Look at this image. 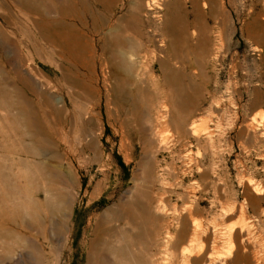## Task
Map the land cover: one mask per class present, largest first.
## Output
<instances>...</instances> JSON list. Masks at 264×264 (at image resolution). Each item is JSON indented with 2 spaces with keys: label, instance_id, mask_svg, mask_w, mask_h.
Returning a JSON list of instances; mask_svg holds the SVG:
<instances>
[{
  "label": "rangeland",
  "instance_id": "rangeland-1",
  "mask_svg": "<svg viewBox=\"0 0 264 264\" xmlns=\"http://www.w3.org/2000/svg\"><path fill=\"white\" fill-rule=\"evenodd\" d=\"M60 1L63 13L51 11L50 19L78 37L72 56L61 51L52 58L22 11L0 0V27L9 33L0 35V229L22 237L7 240V251L0 247V264H41L48 247L54 256L44 264H87L99 219L133 201L141 186L173 191L164 203L191 207L192 219L204 225L241 227L228 261L264 264V0ZM131 15L140 45L132 58L125 49L113 78L109 64L101 71L98 40ZM172 19L190 44L176 51L164 27ZM123 34L134 37L129 28ZM198 40L204 47L196 48ZM164 69L175 76L171 88ZM177 98L188 103L183 118L174 111ZM20 113L31 122L27 131ZM88 142L93 150L84 148ZM52 168L69 182H51L45 173H57ZM63 190L69 211L57 216L63 227L57 235L48 228L45 242L36 225L24 227L28 209L48 217L45 200ZM19 207L20 216L8 220ZM128 222L122 216L106 225L128 228ZM118 240L103 234L98 249L109 241L119 247ZM222 241L198 261L184 255L172 264L185 257L186 264H218ZM164 256L158 251L157 260Z\"/></svg>",
  "mask_w": 264,
  "mask_h": 264
},
{
  "label": "bare ground",
  "instance_id": "bare-ground-1",
  "mask_svg": "<svg viewBox=\"0 0 264 264\" xmlns=\"http://www.w3.org/2000/svg\"><path fill=\"white\" fill-rule=\"evenodd\" d=\"M11 1L18 7L20 11H22L25 17V21L27 22L28 25H30L31 29H33V33H35V36H37V38L39 39V43L42 46V49L46 51L50 57L54 58L55 56H60L61 51H64L68 55L72 56L74 49L76 48V40L78 36H76V33L74 34L73 31L68 28L65 29L64 27H62L65 30L61 29V27L57 24L59 22H57L56 20H51L49 16L51 11H55L59 14L63 13L64 8L61 7V2L63 1L60 0H11ZM106 2L108 3V0H105L104 4H106ZM111 2L112 1H110L109 3ZM101 3H103V1ZM146 8L151 9L149 4H146ZM30 15H35V16L37 15L39 18L38 20H30L29 18H27ZM91 21L93 20L91 19ZM90 24L93 23L90 22ZM176 25H177V20L172 19V22L170 24L168 23L167 27L164 26L166 28V32L169 33L170 49H173L175 51L181 48L184 43L185 45L188 46L190 45L189 43H187L188 37L186 36L187 35L186 30H182L181 28L180 29L176 28ZM128 28L134 32V37L129 38L125 34L122 35V32H124L125 29ZM109 29L106 32H104V34H101V36L103 35L102 38L98 37L99 40L97 39L98 43L101 41L98 44L97 50L101 52L102 55H104V58L102 60L103 62L102 64L100 63L99 65L100 67L104 65L103 67H101L102 68L101 71L105 72L104 70L106 68V64H109L111 76L113 78L116 77L118 78L119 71L121 68L118 62L119 60H122L124 58L123 52H125V49H127L130 52V58H132L135 55V51L137 47L140 45L138 39L137 38L135 39V36L137 35V31H138V25L136 24L135 17L131 15L130 17H128V19H124V20L120 19L116 21L115 24L111 26L109 25ZM7 34L9 33L0 27V35L2 37H6ZM255 36L256 38L262 37L259 31L256 33ZM198 42L199 44L197 43L195 45L196 48L204 47L202 43L200 44L199 40ZM91 49L92 51L90 52L92 53V57L98 59L100 55H95L94 53L95 50L93 49L92 45H91ZM163 65L164 64H162V67H165ZM164 72H165L164 84H166L167 87L170 88L173 87L175 76H173L171 72L165 71V69ZM102 75L103 78L105 79L103 73ZM177 99H178L177 100L178 103H180V106L177 109L175 108L174 111L177 112L178 117H180V115H182L188 103L187 101L184 102L179 98ZM25 117L26 116L25 115L23 116V114L21 113L18 115L21 124L23 125L24 123L25 129L26 128L29 129L30 128L29 123L31 122L27 121ZM26 131L24 133L25 135H26ZM94 146L95 145L93 144V142H88L84 145V148L88 150H93ZM55 168L52 169H54L55 172H57ZM49 171L52 170L49 169ZM60 171L54 174L46 172L45 176L51 182L55 180H65L69 182L68 178H66V176ZM247 187L249 186H246V188ZM140 188L136 192L134 191L136 194L133 201L127 204L119 203L120 204L119 210L114 209V207L108 208L105 216H102L101 219H99L93 232L94 234L93 238L90 241L89 250L87 251L86 254L87 264H172V262L177 261L179 257H182L183 259L184 255L187 256L192 255V257L194 256V258H191L192 260L191 259L190 260L195 262L198 261L197 257L203 254L202 252L206 251L209 247L215 249L217 246V245L215 246V242L219 238L221 240H224L222 242H224L226 246L225 245L222 246V248H225V251L222 252L223 254H220L222 256L220 255L217 256L216 262L218 264H233V261L232 262L228 261V257L231 255L232 251H234L233 248H235L233 243V241L235 240L232 241V238L233 237L235 238L241 234L242 232L241 227H238L240 229L237 230L238 228L236 226H235L236 228L233 227V225L230 226L229 228L225 226V228L227 229L224 228L222 229V231H220L217 229L215 224L204 225L201 222H197L192 219L193 217L191 213L193 210L191 209V207L184 206L182 208H179L176 204L170 205L168 203L167 204L164 203L165 195L167 194L168 196H170V194L173 193V191H162V192L154 193V192H149L143 188L142 189ZM254 191L253 193H255ZM50 195L52 197L47 198L44 202V209L47 212L48 217L41 218L36 209H28L27 215L29 216V221H28L29 223L24 224L25 228H30L33 224L36 225L39 229L38 236L40 237L41 240H44L45 242H49L47 238L48 228L50 229L53 228L55 230V234L60 232V230L63 227L64 220L59 217L60 215L67 213L70 207V196L66 194L65 191L52 192V194ZM178 195L179 194H176V196ZM13 211L14 212H11V214L10 213L8 214V220L14 221L12 217H14L15 215L20 216V207L16 208ZM2 215H3L2 210H0V219H2L1 218ZM162 215L165 217H163ZM122 216H125L128 219L129 221L128 228L127 227L118 228L117 226L114 225L113 226L106 225V222L108 223L112 222L114 219L117 220ZM166 216L169 217L167 218ZM54 217H57L55 221H53ZM103 234H107V236L118 237L119 239L118 241H120L122 245L121 246L118 245L119 247H115L109 241L107 242V245H104L102 250L98 249L99 246L98 237L102 236ZM247 234L249 235V233ZM21 238L22 237L19 235V233L15 231H10L9 229L8 230L0 229V247L4 251L9 250V246H8L9 244L5 243L7 240H14L15 242L19 243L21 241ZM51 250L52 248L48 247V249L44 252L42 260L40 259L41 264H44V261L46 260V259L44 260L45 256L46 257L54 256V251ZM158 251H163L165 254V256L161 259V261L157 260ZM109 257L112 260H109ZM202 257H204V255ZM185 259L186 257L184 258L181 264H186Z\"/></svg>",
  "mask_w": 264,
  "mask_h": 264
},
{
  "label": "crops",
  "instance_id": "crops-1",
  "mask_svg": "<svg viewBox=\"0 0 264 264\" xmlns=\"http://www.w3.org/2000/svg\"><path fill=\"white\" fill-rule=\"evenodd\" d=\"M195 4H196V2L195 1H193Z\"/></svg>",
  "mask_w": 264,
  "mask_h": 264
}]
</instances>
